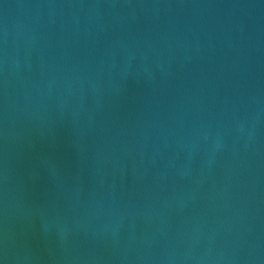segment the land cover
Segmentation results:
<instances>
[{"label": "water", "instance_id": "obj_1", "mask_svg": "<svg viewBox=\"0 0 264 264\" xmlns=\"http://www.w3.org/2000/svg\"><path fill=\"white\" fill-rule=\"evenodd\" d=\"M0 264H264V0H0Z\"/></svg>", "mask_w": 264, "mask_h": 264}]
</instances>
